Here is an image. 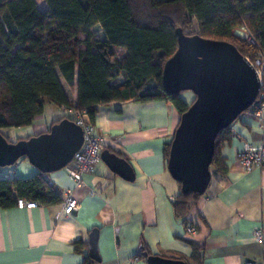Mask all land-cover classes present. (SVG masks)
I'll return each instance as SVG.
<instances>
[{"label":"crops","instance_id":"crops-1","mask_svg":"<svg viewBox=\"0 0 264 264\" xmlns=\"http://www.w3.org/2000/svg\"><path fill=\"white\" fill-rule=\"evenodd\" d=\"M35 1L39 10L47 9L44 0ZM94 29L101 35L99 26ZM189 93L180 94L187 104ZM58 108L61 115L68 114ZM95 108L93 120L86 117L102 137L101 151L124 158L132 178L114 173L101 158L79 185L64 168L51 172L49 180L61 198L59 203L0 208V264H82L89 257L87 238L92 228L98 229L100 258L93 264H146L142 250L196 264L190 259L192 241L203 243L202 264H264V167L245 170L236 160L244 143L264 144V128L252 115L243 112L231 123V138L220 147L226 172L211 176L206 192L190 211L194 233L189 234L174 214L172 202L179 185L168 172L163 154L179 121L174 107L161 100H127ZM56 118L44 106L26 125L25 135L14 141L46 131ZM22 129L7 127L1 132L8 137L6 133ZM38 172L21 158L0 169V178L26 179ZM68 192L78 203L69 214L62 211ZM258 229L261 239L255 236ZM77 239L85 246L76 248Z\"/></svg>","mask_w":264,"mask_h":264},{"label":"trees","instance_id":"trees-1","mask_svg":"<svg viewBox=\"0 0 264 264\" xmlns=\"http://www.w3.org/2000/svg\"><path fill=\"white\" fill-rule=\"evenodd\" d=\"M44 1L47 9L41 11L35 0H0V132L31 124L46 104L85 110L93 120L96 104L161 100L180 117L190 103L161 83L163 64L177 46L176 27L186 35L228 41L248 56L250 46L232 35L244 24L264 51V0ZM63 117L72 119L61 115L49 127ZM231 135L227 126L215 137L211 176L226 172L220 147ZM169 146L163 148L166 163ZM178 185L172 206L188 232L194 228L189 213L206 191L183 193ZM18 198L46 205L61 201L40 172L26 179L0 178V208L14 206ZM74 244L85 246L80 239ZM191 245V261L202 264L203 243ZM93 262L85 257L82 264Z\"/></svg>","mask_w":264,"mask_h":264},{"label":"water","instance_id":"water-1","mask_svg":"<svg viewBox=\"0 0 264 264\" xmlns=\"http://www.w3.org/2000/svg\"><path fill=\"white\" fill-rule=\"evenodd\" d=\"M174 32L177 46L163 64L162 87L169 94L191 91L194 99L179 117L166 166L181 192L202 195L211 179L209 165L215 137L254 103L259 81L253 66L234 44L186 35L180 27ZM82 140V128L68 117L52 124L48 131L15 141H8L0 132V168L25 158L48 181L51 172L71 161ZM100 158L114 173L132 178V168L124 158L108 150L101 151ZM97 235L98 229L92 228L87 238L88 256L95 261L100 259ZM141 255L146 264H185L144 250Z\"/></svg>","mask_w":264,"mask_h":264},{"label":"built area","instance_id":"built-area-1","mask_svg":"<svg viewBox=\"0 0 264 264\" xmlns=\"http://www.w3.org/2000/svg\"><path fill=\"white\" fill-rule=\"evenodd\" d=\"M232 35L237 39L244 41L250 46L252 56H244L253 66L259 81V91L253 104H251L244 112L252 115L259 123L261 128H264V51L261 49L258 40L254 33L247 25H240L232 30ZM72 120L82 128L83 140L80 148L74 153L71 161L64 167L68 177L76 184L82 183L84 174H92L96 165L100 160L102 149V137L95 132V127L86 117L85 110H77L74 108L65 109ZM236 160L240 167L249 170L252 167H264V144L254 146L248 142L243 144V147L236 154ZM38 203L34 200L18 198L16 207L34 208ZM78 207V203L73 199L68 192L63 203L62 211L69 214L73 208ZM188 233H194L193 228L188 229ZM261 231H255V236L261 239ZM243 264H257L244 262Z\"/></svg>","mask_w":264,"mask_h":264},{"label":"rangeland","instance_id":"rangeland-1","mask_svg":"<svg viewBox=\"0 0 264 264\" xmlns=\"http://www.w3.org/2000/svg\"><path fill=\"white\" fill-rule=\"evenodd\" d=\"M250 56H252V52L250 51L249 54ZM64 87L67 88V86L64 84ZM70 94V93H69ZM190 94V98L191 100L189 101V103H191V101L193 100L194 98V94L191 92L189 93ZM45 108H46V113L47 111H50L55 115V117H59L61 114V112L59 111V108L57 106H55L54 104H46L45 105ZM22 130H17V131H13L12 134L10 132L6 133L8 135V139H10L11 141H14V139L17 137V136H23L25 135V131L26 130V126H22ZM4 136L5 133L4 132H1Z\"/></svg>","mask_w":264,"mask_h":264}]
</instances>
